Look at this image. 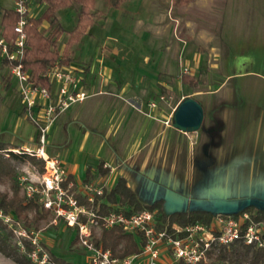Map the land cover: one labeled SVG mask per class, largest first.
<instances>
[{
  "label": "rangeland",
  "instance_id": "374dc122",
  "mask_svg": "<svg viewBox=\"0 0 264 264\" xmlns=\"http://www.w3.org/2000/svg\"><path fill=\"white\" fill-rule=\"evenodd\" d=\"M15 1L0 0V6L14 7ZM133 3L139 4L137 6L141 12L137 20L130 16L131 8L127 3L114 14L110 11L112 0H96L99 18L85 35H95L91 46L93 49L98 47L100 56L96 67L101 70L111 69L112 79L120 89L122 82L119 78L133 69L132 62H138L139 65L143 63L142 48L151 51L149 60L156 61V64H153L151 69L139 66L138 75H142L148 83L146 101H157V110L150 114L152 119L168 126V131H171L174 111L188 96L196 98L206 106L207 117L212 115V106L223 100H243L246 105L249 101L264 103V78L256 73L264 71V0H192L182 6L177 5L174 0H133ZM31 4L37 7L36 14L41 12L43 7L37 0H31ZM101 6L102 8H99ZM74 14L70 7L59 10V17L65 29L72 27L75 22ZM48 25V21H45L42 27L48 28ZM67 30L58 42L61 49L68 38ZM83 43L78 42L73 46V60L70 63L80 69H84L85 64H88L82 53ZM134 53L139 54L136 55L135 62L132 56ZM180 53L183 60L189 58L188 64L183 63L181 70L176 66L177 71L170 75H162L163 71L156 68L159 58H162L163 62L166 61V64H172L173 56L176 54L180 57ZM186 65L190 66H187L191 71L188 73L199 78L195 87L181 80ZM245 70L248 72L243 74L244 76H228L230 72ZM8 72L9 67L4 65L0 58V141L5 142L8 149L22 148L26 144L35 146L38 144L37 124L24 107L17 89V78L11 75L10 85L5 86ZM105 75L107 76V72ZM129 76H126L127 80L132 79ZM101 80L102 83L107 82L103 78ZM165 82L167 85H164ZM114 92L113 97L131 102L130 92L124 93L119 89ZM87 101L86 109L94 106V97ZM137 107L141 109L140 113L149 112L141 106ZM77 108L78 104L70 108V111H64L57 116L55 126L47 138L46 149L62 162L75 161L81 169V173L76 174L81 181H93L96 185L111 188L118 176H127V172L132 168V162L127 159L126 153L130 125L125 123L126 118L122 123L119 121L120 117H127L129 111L120 110L112 127L113 135L106 138L105 134L111 125L103 123L105 109L99 110L98 107L99 112L92 113L89 117L91 122H88V114L85 111L80 114ZM260 109L264 111V107ZM224 110L230 112V109L218 108L215 115H223ZM248 111L250 114L247 121L250 124L249 117L257 116L258 109L251 108ZM234 116L235 110L227 119V123H236L238 117L235 119ZM246 116L247 108L244 107L241 109L242 121H246ZM209 122V118H206L205 125ZM181 135L182 150H166L168 153L163 156H159L156 151L150 157H143L142 154L137 157L138 166H144L145 170H157L159 167L173 169L168 173L172 174L173 178L169 177L171 180H159L155 182L154 188L149 186L138 192L144 203L164 196L170 190L168 196L180 195L184 202L192 199L189 201L192 207H205L216 213L237 209L246 203H253L254 211H264V171L257 170L259 158L263 157L254 154L256 141L253 132L247 134V137L250 136L247 144L251 153L247 156L240 154L243 149L239 148L238 135L232 130L222 135L218 132L213 134L210 150L212 156L209 157L201 152L200 145L207 138L204 131H182ZM196 138L198 144H191ZM230 144L232 149L227 148ZM107 150L111 151L113 156L111 154L108 158H101L102 152ZM101 162H104V167L105 164L110 165L111 170L107 174L99 171ZM14 164L19 175H29L35 170L34 164L29 160H15ZM66 168L70 171L67 165ZM8 186L7 180H0V190ZM51 218L52 216L42 220L37 229L33 228L39 231L43 247L49 253L54 252L75 264H89L88 252L82 249L77 241H73L75 228L67 226L64 222L53 223ZM21 223L23 224L22 221ZM143 263L178 264L171 255H161L159 259H147ZM0 264L20 263L0 252Z\"/></svg>",
  "mask_w": 264,
  "mask_h": 264
},
{
  "label": "built area",
  "instance_id": "2783aa9c",
  "mask_svg": "<svg viewBox=\"0 0 264 264\" xmlns=\"http://www.w3.org/2000/svg\"><path fill=\"white\" fill-rule=\"evenodd\" d=\"M14 8L21 13V17L14 27L16 36L11 40L2 34L0 18V58L17 61L9 71L17 78V89L24 107L37 124L38 144L10 150L27 152L44 160L42 171L34 164L35 170L29 175H19V182L28 198L51 211V222H64L75 228L77 243L88 252L89 264H144L147 259H159L162 253L171 255L175 261L199 264L207 260L208 251L214 245H228L235 240L264 249V219H256L249 211L218 213L209 223L196 221L182 225L176 222L171 227L161 221L156 209L143 208L126 213L114 207L107 213L99 212V206L95 204L96 195L103 194L107 187L96 185L93 181L78 183L69 179L64 163L46 149L48 132L57 116L71 104L83 101L88 93L79 89V76L70 65L57 64L49 69L51 80L58 83L54 94L47 87L32 84L30 73L22 62L27 40L25 13L30 11V7L25 0H16ZM189 71L187 66L183 68V73ZM152 104L156 105L155 102ZM105 166L111 170L109 164ZM77 193L85 197L89 204L81 202ZM0 219L13 229L20 249L26 250L24 238L31 241L34 247L27 253L35 263L55 264L49 251L43 247L38 230L27 229L20 219L4 213L2 209ZM116 225L143 240L141 251L119 256L110 247L96 243V236L102 228Z\"/></svg>",
  "mask_w": 264,
  "mask_h": 264
},
{
  "label": "trees",
  "instance_id": "16d2710c",
  "mask_svg": "<svg viewBox=\"0 0 264 264\" xmlns=\"http://www.w3.org/2000/svg\"><path fill=\"white\" fill-rule=\"evenodd\" d=\"M31 0H25L29 5ZM42 4V10L38 14L25 13L27 22L25 31L27 34L23 65L30 73V81L34 86H44L49 90L53 88V81L48 75L51 67L59 65H70L73 60V46L78 43L88 28L94 25L99 18V9L96 8V0H37ZM177 5L188 4L192 0H174ZM123 0H112L114 6H119ZM72 8L75 12V22L70 29H65L60 17L59 10ZM21 13L14 7L0 6V18L2 34L6 39L11 40L16 36L14 27L20 19ZM48 21V28H43L42 24ZM68 31V38L64 47L58 46L61 35ZM4 65L11 67L17 61H9L1 58ZM11 72L5 79V86L10 85ZM181 80L195 87L199 78L190 73H183ZM29 160L39 169L43 170L44 160L36 155L27 152L17 153L8 149V145L0 141V180L9 182L8 188L0 190V209L6 214H12L23 222L27 229H37L42 220H47L51 216V211L44 208L37 201L28 198L19 182V174L16 171L14 161ZM99 171L107 174L109 167H104V162L99 164ZM90 171L87 169V174ZM69 179L73 176L69 174ZM74 189L76 186L73 187ZM81 202L89 204L87 199L81 194H76ZM95 204L99 206V212L107 213L114 207L123 209L126 213H131L143 208L157 209V213L162 222L169 227L173 222L185 225L202 221L209 223L214 216L213 211L207 209H191L189 211L177 210L166 215L162 212V199L155 198L149 203H144L138 193L127 182L124 175L118 176L115 184L111 188H106L103 194L96 195ZM255 205L249 203L236 211L224 212L222 214H237L249 211L256 219H264V211L257 209ZM161 225V224H160ZM77 234L73 241H77ZM96 243H101L104 247H110L114 254L119 256L129 255L139 252L142 249L143 240L131 233L126 232L121 226L102 228L96 236ZM26 250L20 249L15 233L9 225L0 219V252L11 257L20 264H37L29 256L28 251L34 245L30 240L24 238ZM50 257L55 264H75L74 262L55 254L50 253ZM178 264H186L182 260ZM199 264H264V249L255 245L245 244L242 240H235L228 245L216 244L208 251L207 260H202Z\"/></svg>",
  "mask_w": 264,
  "mask_h": 264
},
{
  "label": "crops",
  "instance_id": "0c3cea01",
  "mask_svg": "<svg viewBox=\"0 0 264 264\" xmlns=\"http://www.w3.org/2000/svg\"><path fill=\"white\" fill-rule=\"evenodd\" d=\"M126 3L128 4V7L131 8V10L129 9L130 16L133 18V20L134 19L137 20L138 14H140L141 12L139 11V8L137 6L139 4L135 5L133 3V0H123V2L119 6H114L112 4L110 7V11H112L114 14L115 13L117 14V12ZM40 5H42V4H40ZM29 7H30V13L36 14L35 11H36L37 7L33 6L31 4V1L29 3ZM99 8H102V6ZM93 26H95V25H92L90 28H88L86 33H88ZM85 34L83 35V37L81 38V40L79 42L83 43V39H84V43L82 44V51L83 52L82 51L81 52L84 54V56H85L84 58H85L86 62H88V64H85L86 67L84 69H80L76 66H73L72 64H70V66H72L75 69V71L77 72V74L79 76V89L85 90L88 93V96L83 101H79V102H75V103L71 104L64 111H70V108H72L76 104H78V108H77L78 112L81 114L83 111H85L88 114L87 115L88 122H91L89 120V117L91 116L92 113L99 112V110H101L102 108L105 109L103 123L106 125L108 124V126L111 125L110 129L105 134V137L109 138L110 136L113 135L112 134V127L114 124V120L116 119V117H118V114H120V110H124V111L128 110L129 115L127 117H125V115L123 117L119 116L120 117V120H119L120 123H122L124 121V119L126 118L125 123L130 125V129L128 131V140H127V144H126V153H127V159L132 162L131 163L132 168H130L129 171L127 172L126 178H127L128 184L133 189H135L138 193V192H141L142 188H145V187L150 186L151 188H154L155 182H157L159 180H162V179L166 180L169 177L172 179L173 178L172 174L170 173L168 175L170 170L172 172V170H173L172 168L168 169V167H166V169H164V168L159 167L157 170L148 171V169L147 170L144 169V166H143V168L139 167L138 163H137V157L140 156V154H142L143 157L144 156L150 157L151 155H153L157 151L159 156H163V155H166L168 153V152H166V150H171V151L182 150V135H181L182 131L173 127V126L170 129L171 131H168V126H163V123L157 122L155 119H152L153 117H151L152 115H150L151 113H153L154 111L157 110V103H156L157 101L156 100H152L150 102L148 100H147L148 102L146 101L147 95H145V93L148 92V89H149L148 83L144 80V77L142 75L141 76L138 75L139 74L138 68H139V66H142L143 69L144 68H148V69L150 68L151 69V66L153 68V64H156V61L151 62L149 60L150 57L148 55L151 54V51L148 48H142V50H144V53H143L144 61L140 65L138 64V62H135L137 60L136 55H139V54L134 53L132 55L134 57L135 64L132 62L133 69L126 72V73H123L120 76L119 80L122 82V87L120 89L117 87L116 81L114 79H112V73L110 71L111 69L108 70L107 68H103L101 70L98 67H96L97 62L100 59V56L98 53V47L93 49V47L91 46V43H93V39H94L95 35L89 36V35H85ZM144 44H145V41H144ZM145 49H146V51H145ZM131 50L134 51V49H131ZM113 51H114V49L112 50V52ZM166 51L167 50H165V53H167ZM181 53H180V57H179V55L177 56L176 54L173 56V59L171 61L172 64H170V63L166 64V61L163 62V59L159 58V61L157 63L156 68H159V70L163 71L162 75H170L173 73V71L174 72L177 71L176 66L178 67V70L179 69L181 70L183 63L188 64V61H189V58L183 60L181 58ZM139 59H138V61H139ZM161 61L163 63L160 64L159 62H161ZM186 66H189V65H186ZM134 69L137 71L135 72ZM167 70H169L170 72L169 71L167 72ZM105 72H107V76L105 75ZM246 72H248V71H246V70L245 71H234V72H230L228 74V76L230 78H233L235 76L241 77V76H244L243 74H245ZM256 73H257V75L264 78V71H256ZM182 74H183V72H182ZM126 76H129L132 79L127 80ZM101 78H103V80H106L107 82L103 81V83H102ZM57 84L58 83L56 81H53V88L51 90L53 94L55 93V90L57 89ZM164 85H167V83L165 82ZM118 89L124 93L130 92L129 97L131 98V100H130L131 102L126 101V100L120 101V99L113 97V95L115 93L114 91H117ZM163 89L165 90V87ZM91 97L92 98L94 97L95 103H94V106H92L91 108H88L89 109L88 110V109H86V104L88 102L87 100ZM152 102H155L156 105H153ZM137 105L141 106L143 109H148L149 112L142 111L143 113L142 112L140 113L141 109H138ZM202 105L204 107L205 112L207 113L206 106L204 104H202ZM98 107H99V110L97 109ZM212 107L214 109L212 111L211 117H207L205 114L203 123H202L201 127L198 129L199 131L200 130L204 131L206 133V136H207L206 140L205 141L203 140V142L200 145L201 150H202L201 151L202 155H204L206 157L212 156V152H210V150L212 148V145H211L212 139L211 138H212L214 133L218 132L220 135H222V134H224V132H228L231 130H232V132H235L238 135L237 137L239 139L238 140L239 141L238 142L239 148L243 149V151L240 152V154H242L244 156L250 155L251 153H250V151H248V144H247L248 137L250 138V136L247 137V134H248V132L250 134L253 132L254 139L256 141V146L254 147L255 148L254 154H257V155L259 154L261 157H263V158H259L257 170H263L264 171V111L260 109V108L263 109L264 103L263 102L257 103V102L249 101L246 105V103L243 102V100H223V101L219 102L217 105H213ZM244 107L247 108L246 121L245 120L242 121V119H241V109H244ZM218 108L230 109L229 110L230 112H227L226 110H224L226 112L223 111V115H220V114L215 115L217 112L216 109H218ZM251 108L258 109V114H257V116H255L253 118H252V116L249 117V120H250V124H249L247 121L248 116H249L248 114H250L248 109H251ZM233 110H235V116H234L235 119H236V117H238V119H236V123H230L229 124V123H227V119H229L231 117ZM63 112H61V113H63ZM226 114H228V116ZM70 116H72V115H70ZM154 118H156V117H154ZM206 118L207 119L209 118V121H210L209 124L207 123L208 125H205ZM212 121H215V123L214 122L212 123ZM55 123L56 122L53 123V125L51 126V128L48 132V138L50 135V131L55 126ZM128 125H127V127H128ZM215 125H217V127H215ZM177 130H179V131H177ZM198 130L194 131V132L198 133L199 132ZM183 133H184V131H183ZM36 139H37V136H36ZM198 142H199L198 138H196V140L194 139V141H192L191 144L197 145ZM24 146H29V144L28 145L26 144ZM231 147H232V144L227 146L228 149H232ZM102 153H103V156H101V158H103V159H104V157L108 158L112 154L111 151H108V150H107V152L105 151ZM112 156H113V154H112ZM146 161H147V158H146ZM63 163L65 166L66 165L68 166V168L70 170L68 172H69V174H71L73 176V180L80 183L81 180H80V178L77 177L78 175H76V174L81 173V171H80L81 169L78 168V164L75 161L69 162L68 160L67 161L65 160ZM207 163H209V161H207ZM211 163H213V162H211ZM135 164H137V165L135 166ZM144 165H145V163H144ZM156 177H158V178H156ZM169 192H170V190L167 191L164 196L156 197V198L162 199V212L165 213L166 215H169L173 211H177V210L189 211L191 209H207L205 207H199V206L198 207H194V206L192 207V205L190 203L192 199L184 202V201H182L180 195H177L178 197L168 196ZM166 206L168 208H166ZM211 211H213V210H211ZM213 213H214V215L216 214L215 211ZM173 223H176V222H173ZM166 255H167L166 253H162V256H166Z\"/></svg>",
  "mask_w": 264,
  "mask_h": 264
},
{
  "label": "water",
  "instance_id": "95a60500",
  "mask_svg": "<svg viewBox=\"0 0 264 264\" xmlns=\"http://www.w3.org/2000/svg\"><path fill=\"white\" fill-rule=\"evenodd\" d=\"M204 116L205 110L202 103L196 98L188 96L177 105L173 114V126L182 131H197L203 123ZM239 208L232 210H223L221 212H232L238 210Z\"/></svg>",
  "mask_w": 264,
  "mask_h": 264
}]
</instances>
